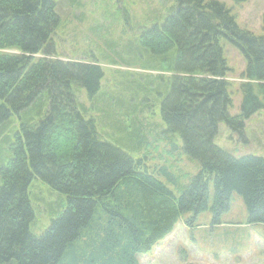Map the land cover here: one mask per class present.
Listing matches in <instances>:
<instances>
[{
    "label": "trees",
    "instance_id": "1",
    "mask_svg": "<svg viewBox=\"0 0 264 264\" xmlns=\"http://www.w3.org/2000/svg\"><path fill=\"white\" fill-rule=\"evenodd\" d=\"M175 1L166 20L139 39L162 58L156 71L167 75L168 130L181 133L186 152L200 162L188 183L172 189L142 160L101 139L95 120L80 110L74 83L95 96L104 71L56 54V1L0 0V133L13 114L20 118L12 154L0 161V264H140L138 254L169 235L184 212L194 220L211 209L219 221L234 192L248 222L264 223V157L235 156L215 143L220 121L246 138V120L264 111V34L240 26L224 2ZM222 38L247 61L237 115L229 112L232 69ZM35 177L67 198L41 236L30 227Z\"/></svg>",
    "mask_w": 264,
    "mask_h": 264
},
{
    "label": "rangeland",
    "instance_id": "2",
    "mask_svg": "<svg viewBox=\"0 0 264 264\" xmlns=\"http://www.w3.org/2000/svg\"><path fill=\"white\" fill-rule=\"evenodd\" d=\"M60 16L53 39L61 59L94 62L102 66L104 76L95 96L81 85L73 88L80 110L96 122L100 138L114 143L146 165L150 172L172 189L176 181L188 183L200 170L198 159L184 148L181 133L169 131L162 113L169 92L167 75L160 76L162 58L140 42L141 34L154 24H162L175 0H55ZM224 2L240 26L264 34V0ZM229 67L232 115L240 113L242 93L239 84L247 61L227 38L221 39ZM15 52V51H13ZM39 57V55L37 56ZM40 117H36L38 120ZM0 133V161L11 154L9 140L13 124ZM12 132V133H11ZM245 137L232 131L224 121L218 125L215 143L235 156L264 157V111L246 120ZM161 167H167L168 172ZM213 195V183H210ZM35 210L31 231L41 236L51 220L67 205L66 195L35 177L30 185ZM193 212H184L174 230L153 246L138 254L140 264H264V223L248 222L244 199L233 193L230 208L219 221L211 209L194 220Z\"/></svg>",
    "mask_w": 264,
    "mask_h": 264
}]
</instances>
